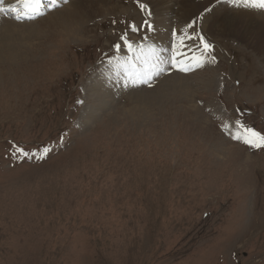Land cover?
Masks as SVG:
<instances>
[{
    "label": "rangeland",
    "instance_id": "1",
    "mask_svg": "<svg viewBox=\"0 0 264 264\" xmlns=\"http://www.w3.org/2000/svg\"><path fill=\"white\" fill-rule=\"evenodd\" d=\"M107 1L119 10L88 18L77 38L53 22L59 3L29 21L6 16L35 26L36 37L31 54L0 65V264H264V148L232 138L238 119L264 133L262 50L237 31L215 32L214 14L201 10L186 25L197 21L216 61L183 63L200 57L199 41L165 49L186 28L167 17L155 51L163 65L153 69L164 71L114 84L109 106L92 117V88H105L115 66L108 60H126L120 35L145 50L154 43L153 31L128 27L147 18L136 0ZM141 2L153 25L165 17ZM208 7L257 17L224 0ZM157 50L192 55L173 66ZM172 74L183 94L158 90ZM143 90L159 91L157 104L143 103Z\"/></svg>",
    "mask_w": 264,
    "mask_h": 264
},
{
    "label": "bare ground",
    "instance_id": "2",
    "mask_svg": "<svg viewBox=\"0 0 264 264\" xmlns=\"http://www.w3.org/2000/svg\"><path fill=\"white\" fill-rule=\"evenodd\" d=\"M61 1L64 2L63 5H61V2H58L56 0V4L59 3V5L62 6V9L57 11L56 16H54L53 22H56L59 24V28H60L59 32L62 33V36L67 37V38H77L80 33L79 28L81 26V23H83L88 18L96 14L97 15L105 14L108 12L113 13L115 10H119L118 5H106L107 0L106 1H103V0H72L69 2H67V0H61ZM148 1L151 3L154 9V13L156 15L165 16L162 18H154V23H155L154 30H153L154 43L151 41L152 44L151 46H149V49L151 48V49L156 50L157 46L160 49L162 47L158 43H164L167 39L168 33L166 31V28H167L166 22L168 20L164 21L165 18L167 17H171V19L176 18L175 24H173L172 26L175 25L176 28L177 26L182 28L186 25V22H188V20L191 18L192 15L200 12L201 10L202 12L205 11L204 8L215 0H207L205 4L197 0H181L179 3H175L170 0H148ZM26 2L27 0H19L16 2L11 1V0H4V3L2 6L6 9L5 11H7L9 6H12L15 8V10H19L21 12L24 11L25 13H30L26 6L22 7V5L25 4ZM108 4H110V2ZM51 5L52 4L50 2L47 5H44L42 9L43 10L48 9L50 8ZM55 5H52V6H55ZM222 9L223 8H221V10ZM221 10L216 9L214 12H212V16L214 14L212 18L215 19V21H211L210 16H209L203 19L204 22H207L210 19L211 22L208 24V26L211 27L212 30H214L215 32L217 31L223 34H229L231 32L235 33L237 31L238 35H240L241 38L245 39L246 42L248 41L250 43H254L255 47L259 50H262V53L264 54V27L259 24V22H263V21H260L261 19L258 18L261 16H262L261 18H264L263 17L264 11L254 10L256 12L255 14H257V17H255L253 14H250L247 12L228 13L225 9H224L225 14L218 15L219 13H216V12H220ZM5 11H0V65L6 64L8 62L10 63V61L14 59H19L24 56H27L32 50L29 48V46L33 45L32 44L33 36L36 37L35 30H34L35 26H33L32 24H28V23H17L15 21H12L11 19L6 18L5 13H4ZM17 15H20V14L18 13ZM217 16H219V18H217ZM174 43H176L177 47L180 46L178 41H174ZM185 43H187V41ZM170 44L171 43H169V47L167 48L165 47V49L170 50V47L173 48V46H171ZM256 48H254V50H256ZM183 52L186 53L188 51H183ZM125 54H126L125 55L126 60L132 57L133 55L128 52H126ZM127 54H129L130 56H128ZM144 54H145L144 57L149 60V63L151 62L153 63L152 57L149 58L147 55L148 52L147 51L145 52L144 50ZM159 54L161 58L165 60L166 58L163 55L167 57L169 55V52L163 51V53L161 52ZM183 54L181 56H183ZM175 57H178V56H175ZM16 61L17 60H15V62ZM133 63L138 65L137 60H135L134 58H133ZM161 65H163V63H159V66ZM125 68H127L128 71H131V68L133 67L132 65H129V64H124V67L114 66V68L112 69L113 72L111 73L110 77H108L106 81L104 80L105 88L96 87L95 85L93 86L92 104H93V108L96 110L92 114H89V116L94 117L97 111L99 112L102 111L103 105L105 106L107 104L109 106L110 101L107 100L106 94L109 92L111 86H113L114 84L115 85L119 84L121 86H124L123 85L124 83L123 74H124ZM110 79L112 82L110 81ZM169 80L171 81V83L159 84L157 86L158 90L160 89L161 86H162L161 89L163 90L172 89L173 87L176 90V93L183 94V91H185L184 90L185 84L182 83V79L180 78V76H177V74H172L170 75ZM143 91L144 92H142V94L139 95L142 102L144 101L148 104L150 103V105L157 104L159 100V96H160L159 91H156L155 94L148 93L145 90ZM165 96L166 94L163 91V94L161 93L160 100L164 99ZM170 98L173 99V95L169 97V100ZM108 106H105V107H108Z\"/></svg>",
    "mask_w": 264,
    "mask_h": 264
},
{
    "label": "snow or ice",
    "instance_id": "3",
    "mask_svg": "<svg viewBox=\"0 0 264 264\" xmlns=\"http://www.w3.org/2000/svg\"><path fill=\"white\" fill-rule=\"evenodd\" d=\"M52 5L56 4V0H50ZM225 3H231L234 6H242L245 9H253L258 11H264V0H224ZM4 3V0H0V11H5L6 9L2 6ZM136 3L140 9L141 12L147 13V18L144 19L142 25H136L135 23H132L128 27L132 32H138L142 28H146L148 31L154 30V25L150 22V17L152 16V12L147 4L141 2V0H136ZM217 3H220V0H217ZM26 7L29 8V12L31 13L29 18H34L37 15L41 14V8L44 7L43 0H27ZM7 11H15V8L12 6H9ZM206 13L213 12V8L208 7L205 8ZM17 19H20L21 17L17 15ZM203 14H201L200 17L197 19H202ZM115 23V21H114ZM196 20H193L192 22L188 23L186 25V28L182 30L180 33H177L176 31L172 32V36L174 38V41H178L179 45L181 47H187L185 41L186 40H198L199 45H197L198 50H200L201 55L198 58H194L196 60V66H202L205 61L215 62L216 57L212 54L214 52V45H212L210 42H208L204 35L196 31ZM187 29H192V32L189 33ZM120 41L123 42L124 47L128 49L129 52H131L133 55L132 57L128 58L126 61L122 63L121 57L119 55L115 56L114 58H110L108 60L109 65H115L116 67H124V64L132 65L133 68L136 67V65L133 63V58L135 60H141L142 63L145 65V67L141 68V70L137 72H131L128 71L127 68L124 70L123 79H124V86L127 87L128 83L131 82L133 85L137 83H147L148 79H150L152 76H158L160 75L164 69L159 68L156 71H153V69L157 68V65L159 63H163V61L160 60L159 56L156 54L154 49H149L148 51V57H155L154 63H149L148 59H142L144 57V49L143 45H134L127 37V32H124L119 37ZM147 39V37H145ZM114 49L117 53L121 50V43H115L113 45ZM177 45L176 43L173 44L174 50L176 49ZM182 55V52L176 51L175 55L172 58V64L173 66H176L175 56ZM181 71H188L189 69L186 67L180 68ZM119 75V73H118ZM236 125V131L232 134V138L235 140H240L243 143L249 145L252 148H264V133H261L259 131H256L254 128L247 126L245 123H243L241 120L235 121ZM224 127L227 129L229 126L227 124L224 125ZM47 151V149L45 150ZM17 152L22 153L23 155L27 156V153H23L22 149H17ZM13 155H16V153H13Z\"/></svg>",
    "mask_w": 264,
    "mask_h": 264
}]
</instances>
